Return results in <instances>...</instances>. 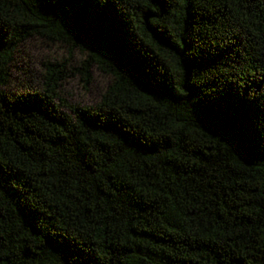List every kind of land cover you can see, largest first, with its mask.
I'll return each instance as SVG.
<instances>
[{
    "label": "trees",
    "instance_id": "obj_1",
    "mask_svg": "<svg viewBox=\"0 0 264 264\" xmlns=\"http://www.w3.org/2000/svg\"><path fill=\"white\" fill-rule=\"evenodd\" d=\"M0 264H264V0H0Z\"/></svg>",
    "mask_w": 264,
    "mask_h": 264
},
{
    "label": "rangeland",
    "instance_id": "obj_2",
    "mask_svg": "<svg viewBox=\"0 0 264 264\" xmlns=\"http://www.w3.org/2000/svg\"><path fill=\"white\" fill-rule=\"evenodd\" d=\"M83 58L84 56L77 51L70 54L63 46L31 40L19 49L11 65V80L7 91L21 93L39 89L41 76L44 75L43 64L67 59L70 64L69 69L72 68L73 72ZM71 70H68L70 76L62 83V98L70 105L93 106L98 103L101 94L110 82L109 78L93 68L91 84L85 87L79 73H72Z\"/></svg>",
    "mask_w": 264,
    "mask_h": 264
}]
</instances>
